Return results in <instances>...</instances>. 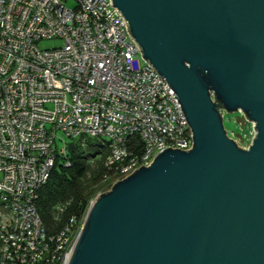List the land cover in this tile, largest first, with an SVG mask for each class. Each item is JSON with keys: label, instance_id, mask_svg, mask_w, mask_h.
I'll return each instance as SVG.
<instances>
[{"label": "water", "instance_id": "1", "mask_svg": "<svg viewBox=\"0 0 264 264\" xmlns=\"http://www.w3.org/2000/svg\"><path fill=\"white\" fill-rule=\"evenodd\" d=\"M192 133L89 204L64 264H264V0H112ZM253 135L240 147L222 112Z\"/></svg>", "mask_w": 264, "mask_h": 264}, {"label": "built area", "instance_id": "2", "mask_svg": "<svg viewBox=\"0 0 264 264\" xmlns=\"http://www.w3.org/2000/svg\"><path fill=\"white\" fill-rule=\"evenodd\" d=\"M68 1L0 0V264L65 263L86 213L48 234L36 201L56 160L69 165L72 142L107 147L111 185L163 149L192 145L173 89L142 58L112 0ZM58 131L73 139L68 146ZM130 136L143 144L139 154Z\"/></svg>", "mask_w": 264, "mask_h": 264}, {"label": "trees", "instance_id": "3", "mask_svg": "<svg viewBox=\"0 0 264 264\" xmlns=\"http://www.w3.org/2000/svg\"><path fill=\"white\" fill-rule=\"evenodd\" d=\"M86 148L72 142L67 149L69 165L58 158L47 182L40 188L36 207L48 234H54L69 216L82 217L90 201L110 188L104 161L105 145L96 139H85ZM128 146L135 153L143 150L137 136H130ZM63 208V211H58Z\"/></svg>", "mask_w": 264, "mask_h": 264}, {"label": "rangeland", "instance_id": "4", "mask_svg": "<svg viewBox=\"0 0 264 264\" xmlns=\"http://www.w3.org/2000/svg\"><path fill=\"white\" fill-rule=\"evenodd\" d=\"M74 0H69L67 2L68 6H73ZM45 47H51L52 45H57L59 42L55 40H45L41 42ZM224 117H223V126L224 129L228 132L234 131L235 135L234 138L238 139V137L241 139V143H245L248 145V143L251 140V137L253 135V131H251L250 135H248V132L250 130L251 122H249L244 114L240 111H234V112H226L223 111ZM246 134V136L242 137ZM57 136L63 137V140L66 142L67 146L70 144V142L73 140L71 138H68L64 136L60 131H58ZM60 140L58 137L56 139V145L58 148L62 147L64 145V141ZM108 190V189H107Z\"/></svg>", "mask_w": 264, "mask_h": 264}]
</instances>
